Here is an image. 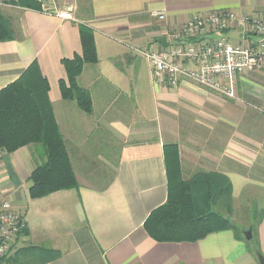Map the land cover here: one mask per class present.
I'll use <instances>...</instances> for the list:
<instances>
[{
  "label": "crops",
  "instance_id": "1",
  "mask_svg": "<svg viewBox=\"0 0 264 264\" xmlns=\"http://www.w3.org/2000/svg\"><path fill=\"white\" fill-rule=\"evenodd\" d=\"M15 1L0 0V15L13 34L0 42V88L37 61L79 186L31 199L29 175L45 160L42 148L30 144L8 155L16 183L0 154V187L25 209L26 220L25 236L2 264H261L256 250L264 257V60L235 77L236 98H229L192 81L158 87L135 50L163 48L170 31L196 13L231 10L238 18H264V0H47L74 19ZM80 23L92 28L98 57L78 77L91 96L89 114L63 100L59 89L65 77L61 59L81 50ZM224 35L233 44L244 41L239 27ZM257 38L246 33V39ZM91 137L112 153L106 180L88 169L85 155L79 159L77 152L95 149ZM171 143L185 179L216 172L231 182L230 212L224 205L220 213L236 222L244 212L240 232L251 231L260 219L256 241L238 239L230 229L194 242H158L147 235L144 220L167 197L164 146ZM26 247H35L32 255L17 253Z\"/></svg>",
  "mask_w": 264,
  "mask_h": 264
},
{
  "label": "trees",
  "instance_id": "2",
  "mask_svg": "<svg viewBox=\"0 0 264 264\" xmlns=\"http://www.w3.org/2000/svg\"><path fill=\"white\" fill-rule=\"evenodd\" d=\"M15 5L41 10L38 0H16ZM81 50L61 63L65 77L59 80L61 98L74 101L78 108L89 114L92 100L87 89L78 83L86 64L98 61L93 30L84 23L78 24ZM13 39L12 30L5 17L0 15V42ZM49 83L34 59L13 81L0 88V154L13 183L16 175L8 155L20 147L36 144L45 155L29 175V198H41L59 190L76 189L78 181L70 162L65 141L59 130L49 100ZM167 178V197L163 204L153 209L143 222L147 235L158 242H194L211 232L230 229L236 238L248 242L230 218L223 216L215 206L223 202L231 208L232 185L216 172H196L184 178L179 151L174 143L164 146ZM197 202V204H196ZM230 212V209L229 211ZM257 220L256 224L259 223ZM256 224L251 225L252 237ZM32 255L35 247L21 248ZM47 254H51L45 249ZM55 254V253H54ZM256 255L262 257L259 248ZM4 258L0 260V264Z\"/></svg>",
  "mask_w": 264,
  "mask_h": 264
},
{
  "label": "built area",
  "instance_id": "3",
  "mask_svg": "<svg viewBox=\"0 0 264 264\" xmlns=\"http://www.w3.org/2000/svg\"><path fill=\"white\" fill-rule=\"evenodd\" d=\"M41 10L74 19L69 11H58L47 0H38ZM164 19V13L155 14ZM239 27L243 43L233 44L224 31ZM255 33L257 40L246 39ZM215 34L212 38L210 35ZM169 42L159 49H136L149 64L153 83L176 88L182 81L219 95L236 98L235 77L253 70L264 60V18H238L233 11L210 10L193 14L169 33ZM24 208L12 201L0 187V260L7 257L25 236Z\"/></svg>",
  "mask_w": 264,
  "mask_h": 264
},
{
  "label": "rangeland",
  "instance_id": "4",
  "mask_svg": "<svg viewBox=\"0 0 264 264\" xmlns=\"http://www.w3.org/2000/svg\"><path fill=\"white\" fill-rule=\"evenodd\" d=\"M57 10L58 11H69L67 8L66 9L65 8L64 9L63 8H61V9L57 8ZM229 11H231V10H229ZM151 76H152V80H153V75L151 74ZM158 87H161V86H158ZM235 93H236V91H235ZM85 143H87V139H86ZM88 143H91L93 148H95V149H93V151H91L92 150L91 149V150L87 151L86 153L77 152L79 155V159L81 160V157L83 155H85L84 160L87 161L90 166H92V167L89 166L88 169H92L95 177H98L102 180H106L110 176V173L112 171L111 168H109L108 164H107V162L110 161L111 155H112V153L108 150L109 146L102 139H100L99 144L95 143L94 137H91L89 139ZM32 145H35V144H32ZM196 204H197V202H196ZM223 207H224L223 202H220L215 206V209L219 212L220 211L223 212L224 211ZM238 219L241 220V222H245L247 219V216L245 215L244 212L239 211L238 215L236 216V222L235 223L238 222ZM237 225H238V223H237ZM256 230L257 229H255V231L253 233L254 234L253 238L252 239L250 238L249 240L256 241ZM247 231H249L248 228L242 230L241 234L245 237V233ZM251 234H252V232H251ZM251 237H252V235H251ZM260 258L264 260L263 255H262V257H259V259Z\"/></svg>",
  "mask_w": 264,
  "mask_h": 264
},
{
  "label": "water",
  "instance_id": "5",
  "mask_svg": "<svg viewBox=\"0 0 264 264\" xmlns=\"http://www.w3.org/2000/svg\"><path fill=\"white\" fill-rule=\"evenodd\" d=\"M245 238L247 240H249L251 238V231L250 230L245 233ZM260 262H261V264H264V260L261 258H260Z\"/></svg>",
  "mask_w": 264,
  "mask_h": 264
}]
</instances>
